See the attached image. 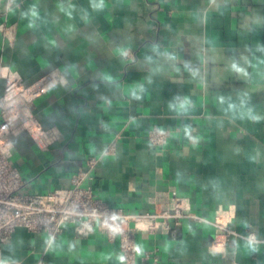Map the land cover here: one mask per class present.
<instances>
[{
  "label": "crops",
  "instance_id": "1",
  "mask_svg": "<svg viewBox=\"0 0 264 264\" xmlns=\"http://www.w3.org/2000/svg\"><path fill=\"white\" fill-rule=\"evenodd\" d=\"M0 63L25 83H59L31 106L46 134L11 138L25 193L85 187L112 207L148 213L176 195L194 216L170 234H139L136 264H264V0H11ZM154 128L167 130L160 147ZM95 160V165L91 161ZM219 210L238 233L215 242ZM9 264H122L118 242L70 225L55 240L24 228Z\"/></svg>",
  "mask_w": 264,
  "mask_h": 264
},
{
  "label": "built area",
  "instance_id": "2",
  "mask_svg": "<svg viewBox=\"0 0 264 264\" xmlns=\"http://www.w3.org/2000/svg\"><path fill=\"white\" fill-rule=\"evenodd\" d=\"M2 2L7 3V8L12 5L11 0H0V4ZM0 32L10 46L15 44L16 25L2 21ZM58 83L59 76L54 73L25 83L0 63V264H9L3 261V247L11 242L18 229L44 233L55 240L68 225L80 236L105 234L111 242L119 243L122 264H136L139 234L160 232L176 239L177 230L171 228V222L178 227L184 219L200 218L176 195L156 201L154 210L143 214L112 207L98 198L92 188L83 185L87 172L76 174L70 188L48 194L25 193L26 181L12 162L11 138L24 132L34 137L46 134L31 106ZM168 138L167 130L154 128L149 133V141L155 147L163 146ZM95 163L91 161L92 165ZM229 213L219 210L217 214L216 243L225 244L230 237L239 235L230 228ZM141 261V264H162L158 250L146 252Z\"/></svg>",
  "mask_w": 264,
  "mask_h": 264
}]
</instances>
